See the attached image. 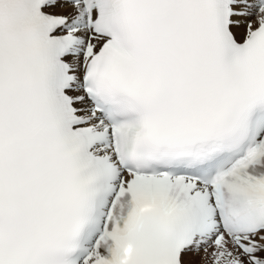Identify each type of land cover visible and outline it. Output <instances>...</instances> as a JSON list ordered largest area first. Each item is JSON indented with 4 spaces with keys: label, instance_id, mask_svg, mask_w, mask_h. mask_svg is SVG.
Masks as SVG:
<instances>
[{
    "label": "snow or ice",
    "instance_id": "1",
    "mask_svg": "<svg viewBox=\"0 0 264 264\" xmlns=\"http://www.w3.org/2000/svg\"><path fill=\"white\" fill-rule=\"evenodd\" d=\"M0 264H264V0H0Z\"/></svg>",
    "mask_w": 264,
    "mask_h": 264
}]
</instances>
